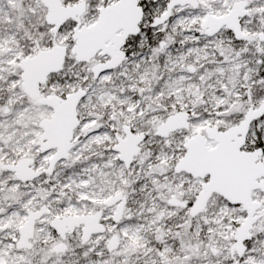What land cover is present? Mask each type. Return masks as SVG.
I'll list each match as a JSON object with an SVG mask.
<instances>
[{"label":"snow or ice","instance_id":"snow-or-ice-1","mask_svg":"<svg viewBox=\"0 0 264 264\" xmlns=\"http://www.w3.org/2000/svg\"><path fill=\"white\" fill-rule=\"evenodd\" d=\"M0 264H264V0H0Z\"/></svg>","mask_w":264,"mask_h":264}]
</instances>
